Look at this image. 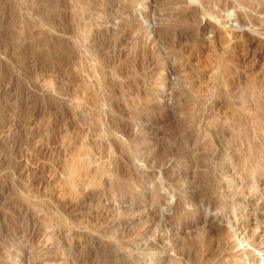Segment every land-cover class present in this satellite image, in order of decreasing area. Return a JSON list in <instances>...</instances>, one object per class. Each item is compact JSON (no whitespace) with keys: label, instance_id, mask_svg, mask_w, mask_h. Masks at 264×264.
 Wrapping results in <instances>:
<instances>
[{"label":"rangeland","instance_id":"obj_1","mask_svg":"<svg viewBox=\"0 0 264 264\" xmlns=\"http://www.w3.org/2000/svg\"><path fill=\"white\" fill-rule=\"evenodd\" d=\"M263 8L0 0V264H264Z\"/></svg>","mask_w":264,"mask_h":264},{"label":"bare ground","instance_id":"obj_2","mask_svg":"<svg viewBox=\"0 0 264 264\" xmlns=\"http://www.w3.org/2000/svg\"><path fill=\"white\" fill-rule=\"evenodd\" d=\"M257 1H258V0H257ZM254 4H255V3H254ZM256 5H258V4H256ZM256 5H255V6H256ZM258 7H260V6H258ZM263 9H264V8H263ZM261 10H262V9H261ZM261 12H262V11H261ZM263 15H264V14H263ZM235 21H236V20H235ZM236 22H237V21H236ZM231 25H232V24H231ZM232 29H233V28H232ZM217 139H218V138H217ZM215 140H216V139H215ZM220 148H221V147H220ZM221 150H222V149H221ZM196 151H197V150H196ZM200 151H202V150H200ZM231 151H232V150H231ZM203 152H204V150H203ZM219 152H220V151H219ZM247 152H248V151H247ZM202 155H203V154H202ZM244 155H245V154H244ZM246 155H247V154H246ZM188 157H189V156H188ZM246 157H247V156H246ZM199 158H200V157H199ZM186 159H187V158H186ZM240 159H241V158H240ZM204 161H205V160H204ZM238 161H239V160H238ZM245 161H246V160H245ZM201 163H203V162H201ZM204 163H205V162H204ZM235 163H236V162H235ZM240 163H241V162H240ZM244 164H246V162H245ZM198 165H199V164H198ZM203 166H204V165H203ZM248 166H249V165H248ZM197 167H198V166H197ZM204 167H205V166H204ZM204 167H202V168H204ZM195 168H196V166H195ZM199 168H200V167H199ZM183 169H184V168H183ZM248 169H249V168H248ZM193 170H194V169H193ZM244 171H245V170H244ZM202 173H203V172H202ZM262 175H263V174H262ZM207 176H208V175H207ZM222 176H223V175H222ZM192 177H193V176H192ZM219 177H220V176H219ZM191 179H192V178H191ZM191 179H190V180H191ZM207 179H208V178H207ZM172 180H173V179H172ZM188 180H189V179H188ZM189 182L191 183V181H189ZM189 182H188V183H189ZM181 186H182V185H181ZM211 190H212V189H211ZM187 191H188V189H187ZM226 191H227V190H226ZM174 193H175V192H174ZM229 194H230V193H229ZM230 197H231V196H230ZM238 197H239V196H238ZM221 198H222V197H221ZM180 199H181V198H180ZM181 200H182V199H181ZM186 203H187V202H186ZM234 203H235V202H234ZM190 204H191V203H190ZM184 205H185V204H184ZM212 205H213V204H212ZM185 206H186V205H185ZM213 207H214V206H213ZM213 207H212V208H213ZM170 208H171V207H170ZM172 208H173V207H172ZM157 209H158V208H157ZM209 209H210V208H209ZM175 210H176V209H175ZM171 211H172V210H171ZM214 212H216V211H214ZM179 216H180V215H179ZM194 218H195V217H194ZM156 221H157V220H156ZM225 225H226V224H225ZM228 226L231 228L230 225H228ZM226 228H227V227H225V228H223V229H226ZM230 228H229V229H230ZM223 231H224V230H223ZM209 232H211V231H209ZM212 232H213V231H212ZM214 233H215V232H214ZM159 234H160V233H159ZM213 235H214V234H213ZM215 235H216V234H215ZM167 237H168V236H167ZM170 237H172V236H170ZM213 237H214V236H213ZM170 239H171V238H170ZM210 239H211V238H210ZM182 240H183V239H182ZM160 241H162V240H160ZM216 241H217V240H216ZM157 242H158V241H157ZM171 242H172V241H171ZM160 243H161V242H160ZM218 243H219V242H218ZM218 243H217V244H218ZM171 244H172V243H171ZM171 244H170V245H171ZM188 244H189V243H188ZM220 244H221V243H220ZM172 245H173V244H172ZM177 245H178V244H177ZM220 246H221V245H220ZM220 246H219V247H220ZM173 249H174V248H173ZM178 249H179V248H178ZM214 249H215V248H214ZM178 251L181 252L180 249H179ZM175 252H176V251H175ZM182 255H183V254H180V256H182ZM185 255H186V254H185ZM185 255H184V256H185ZM188 255H189V254H188ZM184 256H182V257H184ZM191 258H192V257H190V260H191ZM187 259H188V258H187ZM185 260H186V258H185ZM185 262H186V261H185Z\"/></svg>","mask_w":264,"mask_h":264}]
</instances>
